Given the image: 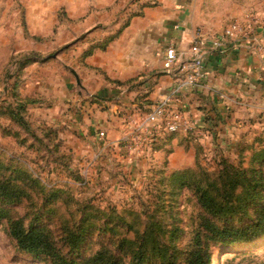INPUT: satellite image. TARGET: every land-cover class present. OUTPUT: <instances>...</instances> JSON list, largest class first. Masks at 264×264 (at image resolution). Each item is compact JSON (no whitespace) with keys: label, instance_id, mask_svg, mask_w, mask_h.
<instances>
[{"label":"rangeland","instance_id":"374dc122","mask_svg":"<svg viewBox=\"0 0 264 264\" xmlns=\"http://www.w3.org/2000/svg\"><path fill=\"white\" fill-rule=\"evenodd\" d=\"M50 1L59 0H0V105L11 100L8 89L16 81L18 93L33 92L35 78L43 77L49 91L57 76L59 82L64 77L75 81L76 20L68 19L61 6L43 9L54 19L48 23L39 6ZM219 7L215 18L221 24L241 15L230 16L235 7ZM228 114L229 123L210 120L213 132L207 137L181 132L148 153L120 141L107 146L76 141L67 125L57 126L37 110L28 117L29 130L1 116L2 127L20 136L0 128V179L12 177L25 196L0 200L7 214L0 222V264H49L19 252L7 234L8 219L48 227L60 240L82 217L85 223H108L117 229V223H160L167 229L164 241L172 243L177 263L184 264L204 214L194 183L227 174L241 182L227 203L242 209L222 223H252L264 203V104ZM125 124L129 130L127 119ZM94 237L85 241L83 251ZM218 258L220 264H264V237L234 250L225 248Z\"/></svg>","mask_w":264,"mask_h":264},{"label":"crops","instance_id":"0c3cea01","mask_svg":"<svg viewBox=\"0 0 264 264\" xmlns=\"http://www.w3.org/2000/svg\"><path fill=\"white\" fill-rule=\"evenodd\" d=\"M221 4L235 7L230 16L259 12L264 40V0H59L40 4V16L46 14L48 23L54 19L49 20L43 9L55 11L61 6L66 7L68 19L76 20V71L72 69L76 77L72 73L75 81L64 77L63 82L55 77L51 91L43 77L35 78L33 92L21 91L24 98L36 101L28 105L29 118L33 110L44 112L55 125H67L76 141H101L105 146L122 142L128 131L126 114L148 111L172 92L178 75L164 70L167 48L174 46L184 63L190 59L191 42L198 32L209 47L211 36L227 25L215 18ZM87 51L91 52L84 58ZM205 67L206 80L172 102L194 121L198 138L213 132L211 119L223 125L229 123L228 113L264 104V58L250 46L210 52ZM100 132L105 136L100 137Z\"/></svg>","mask_w":264,"mask_h":264},{"label":"trees","instance_id":"16d2710c","mask_svg":"<svg viewBox=\"0 0 264 264\" xmlns=\"http://www.w3.org/2000/svg\"><path fill=\"white\" fill-rule=\"evenodd\" d=\"M88 52L91 51H87L84 58L90 54ZM17 86V81L11 83V90L8 91L12 98L0 105V117H6L18 127L29 130L28 105L36 101L16 92ZM0 128L6 130L1 122ZM5 133L17 138L20 136L16 131L6 130ZM240 184L229 174L218 179L207 178L204 184L194 183L204 214L202 222L193 231L194 237L186 251L184 264H213V256L223 249L234 250L264 237V203L257 209L252 223L243 226L222 223L227 220L228 214L242 209L239 204L227 203ZM222 190L224 193L227 191L225 197ZM22 196H25V191L12 177L0 179V200ZM6 216V211L0 208V222ZM7 222V234L15 240L19 252L41 257L49 264H178L177 257L172 253V243L164 241L167 229L164 231L165 227L160 223H117L115 225L120 228L117 229L106 226L108 223H85L82 217L80 223L75 224V229L65 230V235L59 240L48 227L33 223L26 225L21 220L8 219ZM128 234H133V237L129 238ZM93 235L97 238L91 240L90 246L97 247L89 246L83 251L85 241Z\"/></svg>","mask_w":264,"mask_h":264},{"label":"built area","instance_id":"2783aa9c","mask_svg":"<svg viewBox=\"0 0 264 264\" xmlns=\"http://www.w3.org/2000/svg\"><path fill=\"white\" fill-rule=\"evenodd\" d=\"M263 20L259 12L248 11L232 19L217 34L211 36L210 46L201 32L191 42L190 59L179 61L176 49L170 45L166 50L164 70L170 72L178 69L175 85L170 96L158 100L148 111L130 112L126 114L129 130L122 138L128 148L150 149L161 137H168L181 132L196 134V126L184 111L174 107L173 99L185 90L202 84L208 75L205 67L207 55L228 46L236 47L246 44L254 53L264 58V40L262 37ZM224 98L223 95H221ZM100 137L105 133L100 132Z\"/></svg>","mask_w":264,"mask_h":264},{"label":"water","instance_id":"95a60500","mask_svg":"<svg viewBox=\"0 0 264 264\" xmlns=\"http://www.w3.org/2000/svg\"><path fill=\"white\" fill-rule=\"evenodd\" d=\"M72 71V73L75 75V77H76V72L74 71V70H71ZM178 71V69H173V70H171L170 72H169V74H172V75H174L176 72Z\"/></svg>","mask_w":264,"mask_h":264},{"label":"bare ground","instance_id":"6f19581e","mask_svg":"<svg viewBox=\"0 0 264 264\" xmlns=\"http://www.w3.org/2000/svg\"><path fill=\"white\" fill-rule=\"evenodd\" d=\"M216 256H215V264H220V262H219V258H218V256H219V253H216L215 254Z\"/></svg>","mask_w":264,"mask_h":264}]
</instances>
